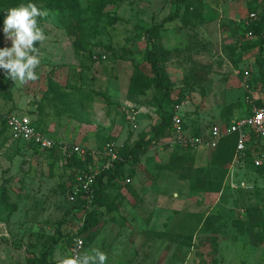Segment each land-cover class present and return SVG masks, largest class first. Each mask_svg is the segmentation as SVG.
<instances>
[{
  "label": "rangeland",
  "instance_id": "1",
  "mask_svg": "<svg viewBox=\"0 0 264 264\" xmlns=\"http://www.w3.org/2000/svg\"><path fill=\"white\" fill-rule=\"evenodd\" d=\"M36 6L48 13L37 17L45 36L34 45L37 79L10 80L0 96V264H40L55 223L72 206L76 175L108 162L100 151L73 157L72 146L117 152L160 120V92L128 88L134 69L150 75L145 31L170 14L169 0ZM263 10L264 0H186L179 18L154 35L171 87L164 112L181 119L184 134L158 139L162 147L127 162L96 208V226L85 228L89 208L73 210L62 228L69 245H58L50 264L96 248L106 264H264V169L233 161L232 140L213 153L179 140L246 115L264 98L259 47L247 29L250 13L259 19ZM6 14L0 49L12 47ZM13 112L36 119L57 149L45 156L12 140L5 122Z\"/></svg>",
  "mask_w": 264,
  "mask_h": 264
},
{
  "label": "trees",
  "instance_id": "2",
  "mask_svg": "<svg viewBox=\"0 0 264 264\" xmlns=\"http://www.w3.org/2000/svg\"><path fill=\"white\" fill-rule=\"evenodd\" d=\"M78 0H0V19L1 17L8 12L11 8H17L20 5H27L29 3L38 5L40 7H45L50 10L60 11L64 8H73L75 3ZM92 5L98 6L101 5L103 0H87ZM172 5V10L170 14L162 19L159 24L153 25L146 29V49H145V56L144 60L150 67V75L144 74L139 69H134L129 82V92L133 95H143L148 89L151 87L155 88L160 92V98L158 102V111H159V122L151 125L150 130L139 136L137 140L133 143L124 146L121 150L117 151V158L113 161V164L108 169H103L99 171L93 180L88 192H82V194L87 195V199H81L80 193L77 195L76 200L72 202V206L69 209H66L60 219L55 223L53 233L49 236L48 242L45 245L44 251L42 252L41 257H39L40 264H50L49 260L51 259L54 250L58 245L62 243H66V247L69 245L68 237L63 233V226L67 222L68 216L73 212L75 209H83L87 210L90 209V218L91 221H87V225L85 226L86 229L93 228L97 224V219L95 218V211L96 208L102 206L103 203V196L106 190L111 186V184L118 179H122L125 174V165L127 162H138V157L143 152L149 151L152 147V143L157 141L158 139L165 138V136L174 134V131L171 129L170 124L172 120V115H166L164 112V104L170 100L171 95V87L167 82L165 75L162 73L161 68L158 65L156 59V51L157 45L154 40V35L164 28V25L172 22L179 18V13L182 6L185 4L186 0H169ZM248 31L256 38L258 47H259V57L261 60L262 67L264 69V10L260 14L259 19L254 20L247 24ZM37 43H35L36 45ZM3 76L4 82L1 83L0 81V96L7 95V87L11 79L7 78V74L5 73ZM264 100L262 98L258 101L257 105H260L261 102ZM251 111V110H250ZM250 111L246 114L248 115ZM29 117L31 115L27 114ZM243 115V116H246ZM241 116V117H243ZM33 125L36 127L37 130L45 134L46 132L43 131L36 119L30 117ZM229 123V122H228ZM228 123L223 124L226 126ZM6 125V122H5ZM210 128V127H209ZM209 128H201L198 129L193 133V136H202ZM7 129V126H6ZM50 137V136H49ZM51 138V137H50ZM232 140V158L235 154V147H236V134H228L225 135L219 145L214 150H207L211 151V153L219 151L221 148L225 147V145ZM17 144L20 142L15 141ZM26 144V143H22ZM28 145V144H26ZM29 146L39 154H43L45 156L48 153L57 149V145L52 149L40 152L35 147L29 144ZM89 149V148H88ZM96 151L102 152V149H98ZM73 157H77L76 153ZM95 155L87 154L85 155L86 159H91ZM243 162L247 163L248 165L252 166L255 169H264V164L255 167L252 163V155L250 150L245 152L243 157ZM86 171V169H85ZM5 181L2 184V192H3V200H6L7 192L5 187ZM71 191H68L70 193ZM65 247V248H66Z\"/></svg>",
  "mask_w": 264,
  "mask_h": 264
},
{
  "label": "built area",
  "instance_id": "3",
  "mask_svg": "<svg viewBox=\"0 0 264 264\" xmlns=\"http://www.w3.org/2000/svg\"><path fill=\"white\" fill-rule=\"evenodd\" d=\"M249 18L252 20L258 19L255 12H251ZM6 126L10 132L12 140L30 144L38 151L43 152L52 149L56 146V141L49 136L43 134L33 125L31 118L27 114L11 113L6 118ZM171 129L177 135L184 134L181 132L182 121L178 116H174L170 124ZM228 134H236V147L233 161L242 160L245 152L250 150L252 155L253 166L259 167L264 164V100L260 105L252 107L250 113L246 116L239 117L226 126L222 124L212 125L202 136H182L179 140L184 146L191 148H207L214 150L219 145L221 139ZM162 147L163 141L158 140L152 143V147ZM65 149V147H64ZM71 152L78 155L93 154L99 152L92 149H85L79 145L71 147ZM102 154L109 157L103 169H108L112 166L113 161L117 158V152L110 146L102 149ZM99 171L80 172L75 177V184L72 191L69 193V199L73 202L80 191L88 192L93 183L95 175ZM81 241H78L80 247Z\"/></svg>",
  "mask_w": 264,
  "mask_h": 264
},
{
  "label": "clouds",
  "instance_id": "4",
  "mask_svg": "<svg viewBox=\"0 0 264 264\" xmlns=\"http://www.w3.org/2000/svg\"><path fill=\"white\" fill-rule=\"evenodd\" d=\"M47 15L31 3L8 10L3 31L12 47L0 49V69L6 70L8 79L20 83L37 79L34 70L40 59L34 45L45 40L43 31L37 26V17ZM107 259V255L96 248L91 254L63 259L60 264H106Z\"/></svg>",
  "mask_w": 264,
  "mask_h": 264
}]
</instances>
